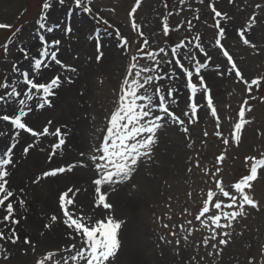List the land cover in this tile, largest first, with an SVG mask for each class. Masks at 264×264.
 Returning a JSON list of instances; mask_svg holds the SVG:
<instances>
[{
	"label": "rangeland",
	"instance_id": "1",
	"mask_svg": "<svg viewBox=\"0 0 264 264\" xmlns=\"http://www.w3.org/2000/svg\"><path fill=\"white\" fill-rule=\"evenodd\" d=\"M43 2L44 0H0V23L13 26L11 29H0V46L13 39L14 44L23 43L31 52L37 51L40 42L34 34V27ZM136 4L137 0H94V10L98 9L113 25L110 32L118 28L129 40L130 51L122 52L116 44L118 38L115 36L94 32L93 25L86 21V14L77 11L73 17L60 7L51 17L53 22L58 20L61 25L74 23V34L66 36L67 43L62 41L61 47L67 49V62L78 66L79 72L73 77V84L63 86L49 113L55 126L67 125L72 134L71 142L67 145L72 162L82 159L78 157L80 151L88 153L94 142L93 137L98 136V129L104 127L103 117L115 107L117 86L126 74L131 54L142 41L138 29L149 38L152 49L159 43V46L169 50L181 40H191L199 34L203 46L217 63L226 59L219 54L218 46L214 43L215 39H220L233 55L245 78L264 75V53L258 54L242 43L247 38L256 44L257 49H264V0H185L184 4L180 0H139V7L134 16H131ZM257 4L261 7L256 8ZM210 5H215L222 12L219 19L225 27L223 37L218 35V29L214 26L213 21L218 18L211 13ZM74 7V4L71 5L70 10ZM223 14H227L229 19L224 20ZM253 15L257 17V21L248 29L247 24ZM133 19L138 29L131 27ZM165 22L169 26L166 36L162 31ZM189 22L191 27L188 26ZM17 27L21 28V33L18 34L19 38H13L12 33ZM242 30L245 32L244 37L240 36ZM56 31L63 35L59 29ZM89 35H93L94 40L90 41ZM96 38L102 42L106 57L99 63L90 59ZM11 51L15 52V49L11 48ZM196 54L197 58L203 55L198 52ZM12 59L10 55L5 62L3 48L0 47V82L6 75L11 76L9 65ZM51 67L53 69L49 68L48 71L54 72L59 66ZM28 68L24 66V70ZM32 69L34 72L42 71L35 70L34 67ZM210 70L211 65L203 71ZM220 70L225 71L223 63L220 64ZM184 79L182 77L176 81L178 93L174 98L179 105H183L185 99L198 101L199 98V93L196 98H191L190 89L184 88ZM206 81L214 94L219 128L215 127L217 118L211 116L210 110L204 114L198 107L197 123L189 126L188 133H183L182 128L176 125H168L161 130L162 134L158 133L159 143L154 151L153 161L139 176L134 177L139 192L129 189L120 191L118 195L109 193L108 202H123L121 210L116 208L115 203L112 211L116 217L126 222L122 225L121 232L127 228L128 249L134 258H139L144 264H248L251 254L264 248V174L254 182L253 188L254 198L260 204L259 209L246 207L247 216L234 222L232 229H227L230 232V237L227 238L229 244L221 246L219 254L212 252L210 246L203 245L202 238L210 233L194 217L202 206L207 190L214 184L210 173L220 167L221 178L225 183L234 182L247 174V156L259 157L264 154V81L260 87L254 86L251 94L238 77L207 75ZM245 100L248 101L247 105L244 104ZM241 107L245 109V119L250 122L241 133L240 143L236 144L233 130ZM249 108L251 111H248ZM0 110L6 113L9 109L3 106ZM6 123L0 121V131L6 133L5 136H0V151L11 144H17L13 150L14 161H17L21 148L17 137H9L4 126ZM204 131L209 133L207 137L203 136ZM216 131L221 136H216ZM28 136L29 142H34L31 141L30 134ZM224 138L230 141L227 147L223 144ZM53 139L41 138L45 151L49 147V141ZM189 144L192 147H188ZM221 154L225 155V160L222 164H217L216 157ZM58 158L62 157H53V163H49L46 162L44 152H40L39 155L30 154L16 162L10 178L11 190L17 192L24 189L26 206L20 211L27 217L17 226L18 234L26 235L36 250L33 251L20 241L16 245L3 242L0 264H36L47 250L64 245V229L58 221L53 222L50 218L57 213L58 196L67 187L74 189V196L79 200L76 206L83 208L85 214H93L90 210L94 201L92 180L95 177L92 170H74L73 173L33 182V178L40 177L43 170L55 166L54 162ZM197 161L199 167L196 166ZM188 168L192 171L189 172ZM205 168L208 173L203 171ZM77 187L80 189L79 193H75ZM107 187L102 186V191ZM129 203L134 204L130 212ZM184 208L188 212H183ZM108 211L105 210L106 213ZM186 220H192L193 223L187 224ZM165 224L168 225L167 228L163 227ZM180 225H183V230ZM173 231L176 232L174 237L170 234ZM59 235L62 237L57 241ZM161 235L166 240H173V244L161 241ZM186 235L189 238L187 245L183 241ZM176 239L181 240L180 246L174 245ZM123 245L122 240V247ZM4 248L7 249L8 260L3 259Z\"/></svg>",
	"mask_w": 264,
	"mask_h": 264
},
{
	"label": "snow or ice",
	"instance_id": "2",
	"mask_svg": "<svg viewBox=\"0 0 264 264\" xmlns=\"http://www.w3.org/2000/svg\"><path fill=\"white\" fill-rule=\"evenodd\" d=\"M180 3L184 4L185 0H180ZM73 4L75 7L70 10ZM60 7L73 17L77 11L86 14V21L93 25L94 32L115 36L118 38L116 44L121 51H130L129 40L118 28L110 32L113 25L98 9L94 10V0H44L34 27V34L40 42L37 51L31 52L23 43L14 44L13 39L7 40L0 46L3 48L5 62L10 55L13 57L9 65L11 76L6 75L0 82V109L3 106L9 109L6 113L0 110V121L7 122L9 128L16 130L15 136L21 148L17 161H14L13 152L17 144H11L0 151V248L3 247V242L16 245L20 241L31 247L33 251L36 250L35 245L26 235L18 234L17 226L21 225L22 220L27 219L20 211L26 206V198L23 188L17 192L11 190L10 178L19 159L44 152L46 162L53 163V157L62 158L54 162L55 166L43 170L40 177H34L33 182L38 183L40 179L73 173L74 170L90 169L95 177L92 180L94 201L90 205L93 214H85L83 208L76 206L79 200L74 196L73 187H67L59 194L57 213L50 219L53 222L58 221L64 229L65 243L55 249L47 250L36 264H139L128 249L127 228L125 227L124 232H121L122 225L126 222L114 215L112 210L116 202L114 200L108 202L109 193L118 195L120 191L129 189L139 192L134 177L139 176L153 161L154 151L159 143L158 133L168 125L179 126L183 133H188L189 126L197 123L198 107L204 114L210 110L211 116L217 118L215 127L219 128L214 94L206 81L207 75L238 77L246 85L249 94L252 93L254 86L257 88L261 86L264 75L245 78L233 55L224 47L220 39H215L214 43L218 46L219 54L226 59L217 63L203 46L199 34L193 36L191 40H181L169 50L159 46V43L152 49L149 38L138 29L133 19L131 27L138 29L142 41L131 54L126 74L117 86L115 107L103 117L104 127L98 129V136L93 137L94 142L90 145L88 153L80 151L78 157L82 159L72 162L71 153L67 149V145L71 142V132L67 125L57 127L49 118L59 92L64 85L73 84L75 82L73 77L79 72L78 66L67 62L68 58L65 56L67 49L61 47L62 41L67 43L65 37L74 34V23L61 25L58 20L55 22L51 20ZM137 7L139 0L132 9L131 16H134ZM210 7L211 13L218 18L213 21L214 26L218 29V35L223 37L225 27L219 19L222 17V12L218 11L215 5ZM260 7V4L256 5V8ZM223 19H229L227 14H223ZM256 21L257 17L251 16L247 24L248 29H251ZM101 25L104 27L100 28ZM188 26L191 27V22ZM12 27L11 24L0 23V29ZM57 29L63 32V35L59 34ZM162 31L165 36L169 32L166 22ZM20 33L21 28L17 27L12 37L19 38ZM240 36H245L243 30ZM88 39L94 40L93 35H89ZM242 43L256 50L258 54L264 53V49H257L256 44L251 43L247 38H244ZM10 46L15 52L11 51ZM93 49L90 56L93 62L99 63L106 58L102 42L98 38L93 43ZM197 52L203 55L197 58ZM16 53L20 55L17 56ZM25 62L29 66L34 64L35 70L42 71L34 72L32 67L24 70ZM221 63L225 65V71L220 70ZM50 64L59 67L56 71L50 72L48 71ZM210 65L211 70L204 72L203 70L209 69ZM182 77L185 78L184 88L190 89L191 98H196L199 93L198 101L185 99L183 105L178 104L177 99L174 98L178 93L176 81ZM244 104L247 105L248 101L245 100ZM248 111L251 109L249 108ZM238 116V122L235 123L233 130L236 144L240 143L241 133L245 125L250 122L245 119L244 107H241ZM28 134L34 142H29ZM215 134L221 136L219 131ZM5 135L4 131H0V136ZM208 135L207 131L203 132L204 137ZM49 137L54 139L49 141V147L45 151L41 138L47 140ZM229 143V139H223L226 147ZM188 147L192 145L189 144ZM224 160L223 154L216 157L217 164H222ZM245 160L249 162L247 174L234 182L225 183L221 178L220 167H216L210 173L214 184L207 190L202 206L194 217L200 222L201 227L210 233L206 238H202L203 245L210 246L212 252L216 254L222 251L221 246L229 244L227 238L230 237V232L227 229H232L234 222L247 216L246 207L258 210L260 206L259 201L254 198L253 188L254 182L264 174V154L259 157L250 155ZM196 166H200L199 161ZM187 170L192 171L191 168ZM203 171L208 173L206 168ZM102 186L108 187L102 191ZM79 192L80 189L75 188V193ZM105 210L109 211L106 213ZM182 211L188 212V209L184 208ZM185 222L193 223L192 220ZM163 227L167 228L168 225L165 224ZM180 229L183 230V225H180ZM170 234L174 237L176 232ZM188 239L187 235L183 237L185 245L188 244ZM160 240L168 245L173 244V240H166L163 235L160 236ZM174 245L180 246L181 240L176 239ZM3 253V259L8 260L6 248L3 249ZM248 264H264V248L252 253Z\"/></svg>",
	"mask_w": 264,
	"mask_h": 264
},
{
	"label": "bare ground",
	"instance_id": "3",
	"mask_svg": "<svg viewBox=\"0 0 264 264\" xmlns=\"http://www.w3.org/2000/svg\"><path fill=\"white\" fill-rule=\"evenodd\" d=\"M37 58H39L38 56H37ZM54 64H50V66H49V68H52L53 69V67H51V66H53ZM24 66L26 67V68H28V67H30L28 64H27V62H25L24 63ZM32 67H34V64L32 65ZM184 93V92H183ZM184 95V94H183ZM5 129H6V131L8 132V135H9V137L11 138H14V139H16V136H15V129L14 128H9V126H8V124L6 123L5 125ZM122 201L120 200H116V208L118 209V210H121L122 209ZM128 205H130V209H129V211L128 212H130L132 209H133V206H134V204L133 203H129ZM136 210V209H135ZM123 212H125V209H124V211ZM134 213V212H133ZM57 231V230H56ZM62 236L61 235H59L58 237H57V241H59V239L61 238ZM136 260H138L139 261V264H144L143 262H142V260H140L139 258H135Z\"/></svg>",
	"mask_w": 264,
	"mask_h": 264
}]
</instances>
